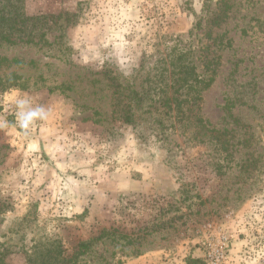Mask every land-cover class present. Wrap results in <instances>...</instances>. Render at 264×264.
Masks as SVG:
<instances>
[{
    "label": "rangeland",
    "instance_id": "rangeland-1",
    "mask_svg": "<svg viewBox=\"0 0 264 264\" xmlns=\"http://www.w3.org/2000/svg\"><path fill=\"white\" fill-rule=\"evenodd\" d=\"M11 2L39 21L0 41V119L50 115L0 128L5 264L107 233L76 264H264V0Z\"/></svg>",
    "mask_w": 264,
    "mask_h": 264
},
{
    "label": "trees",
    "instance_id": "trees-1",
    "mask_svg": "<svg viewBox=\"0 0 264 264\" xmlns=\"http://www.w3.org/2000/svg\"><path fill=\"white\" fill-rule=\"evenodd\" d=\"M31 21H39L38 18H27L25 14L17 9V5L11 2V0H0V41L8 42L10 44H16L18 41H23V37H26V32L29 31L30 26L29 22ZM31 33L29 34V38H33L32 40H28V42H34L35 30L30 29ZM27 41V40H26ZM212 76H209L208 79L203 77L197 72L196 66H192L186 69L184 76L181 79H177V81L182 82L180 87L188 90V94L194 93L199 94L198 96L191 98L192 102H198L201 98V94L199 89L201 87H208L214 78V71L211 73ZM19 78L16 76H12L8 81V87H13L18 85ZM198 92V93H197ZM188 96V95H186ZM193 97V96H191ZM169 101V100H168ZM187 101V100H186ZM118 106V105H117ZM175 110H181L180 105L175 108ZM126 121L132 122L133 115L132 110L128 112L127 116H125ZM104 237L109 238V234H103L102 236L93 239V241L80 242L74 253L72 255H66L64 251H48L46 254H41L39 257L33 258L30 256L28 259L29 264H76L75 260L87 254L91 247L92 242L99 241ZM0 264H5V260L3 259V255L0 256Z\"/></svg>",
    "mask_w": 264,
    "mask_h": 264
},
{
    "label": "clouds",
    "instance_id": "clouds-1",
    "mask_svg": "<svg viewBox=\"0 0 264 264\" xmlns=\"http://www.w3.org/2000/svg\"><path fill=\"white\" fill-rule=\"evenodd\" d=\"M14 122L0 119V128L11 124L24 132L31 130L37 122H45L49 119L48 109L40 104H34L33 98L26 92H17L14 95Z\"/></svg>",
    "mask_w": 264,
    "mask_h": 264
}]
</instances>
